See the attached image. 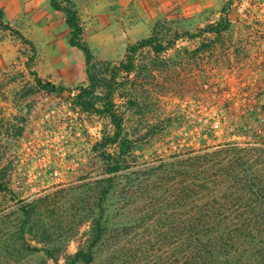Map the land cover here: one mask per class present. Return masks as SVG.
<instances>
[{"label":"rangeland","instance_id":"obj_1","mask_svg":"<svg viewBox=\"0 0 264 264\" xmlns=\"http://www.w3.org/2000/svg\"><path fill=\"white\" fill-rule=\"evenodd\" d=\"M74 2L93 61L118 63L127 45L147 38L161 23L168 45L160 56L164 62L149 77L135 73L138 81L132 74L130 83L120 78L125 82L120 91L127 94L116 98L125 111L124 130L134 141V166L227 143L264 147V0ZM0 13L10 27L0 25V120L10 128L0 142V181L8 188L0 191V264H64L89 227L84 214L74 216L76 208L85 207L77 199L90 194L92 182L108 177L106 162L92 145L110 125L102 113L73 110L65 101L67 91L37 89L31 70L42 82L73 92L87 82L84 55L68 44L63 15L49 0H0ZM220 16L229 18L226 31H198ZM13 29L33 42L34 57ZM129 95L137 105L122 107ZM17 127H22L18 136ZM45 195L46 205L33 216L49 234H25V241L40 249L14 253L10 242L30 224H24L21 209ZM143 263L134 258L129 264ZM90 264L110 263L103 250Z\"/></svg>","mask_w":264,"mask_h":264},{"label":"trees","instance_id":"obj_2","mask_svg":"<svg viewBox=\"0 0 264 264\" xmlns=\"http://www.w3.org/2000/svg\"><path fill=\"white\" fill-rule=\"evenodd\" d=\"M49 4L63 15L69 29L68 44L84 55L87 82L73 92L42 82L31 70L37 89L67 91L65 101L73 110L91 116L102 113L110 125L92 145L105 160L108 177L92 182L90 194L77 199L85 207L76 208L74 216L84 214L89 227L76 251L65 254L64 264H90L103 250L110 264L118 260L129 264L134 258L143 259V264H264V147L227 143L134 166L130 161L134 141L124 130L125 111L118 109L116 98L127 94L120 91L125 85L120 78L130 83L133 74V80L138 81L137 76L149 77L164 62L160 56L168 45L160 35L161 23L147 38L127 45L118 63L93 61L74 0H49ZM0 25L10 28L3 24L2 13ZM228 27L229 18L220 16L198 31L220 35ZM13 32L30 46L34 57L33 42L20 31ZM185 34L197 38L196 33ZM182 37L175 35L174 39ZM143 50L148 56L138 58ZM133 99L127 96L122 107L137 105ZM9 129L1 119L0 142ZM13 132L20 135L22 127ZM4 190L8 188L0 181V191ZM47 200L46 195L38 197L21 209L28 220L24 224H30L16 233L15 242H10L14 253L23 248L27 253L40 249L26 242L25 234L39 238L49 234V229L40 226L33 216ZM36 242L42 243L40 239ZM44 250L52 254L50 249Z\"/></svg>","mask_w":264,"mask_h":264}]
</instances>
